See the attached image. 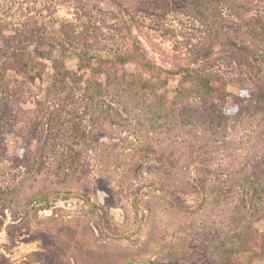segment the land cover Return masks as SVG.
Masks as SVG:
<instances>
[{
    "label": "rangeland",
    "instance_id": "1",
    "mask_svg": "<svg viewBox=\"0 0 264 264\" xmlns=\"http://www.w3.org/2000/svg\"><path fill=\"white\" fill-rule=\"evenodd\" d=\"M186 1L0 0V73L6 72L21 105L36 107L49 95L57 69L75 70L84 50L113 55L140 45L161 68L190 67L222 76L232 93L240 86L255 87L261 76L251 60L218 43L230 33L264 53V0H238L249 5L243 17L234 3L222 4L213 22L201 21ZM209 49V59H197ZM23 55L40 68L22 72ZM117 131L108 126L102 133L114 153L93 159L88 195V188L77 184L55 185L48 206L8 210L0 258L8 257L9 264H213L205 247L219 229V218L201 211L203 193L163 190L148 160L129 170L141 139ZM230 137L233 146L217 154V169L233 173L249 159L255 161L250 168L264 167V136L252 121L232 128ZM23 143L14 134L0 136V151L11 154ZM38 145L29 139L27 149ZM191 173L197 176L196 167ZM166 196L176 204L174 210ZM186 238L198 250L195 258L181 260L175 250Z\"/></svg>",
    "mask_w": 264,
    "mask_h": 264
},
{
    "label": "trees",
    "instance_id": "2",
    "mask_svg": "<svg viewBox=\"0 0 264 264\" xmlns=\"http://www.w3.org/2000/svg\"><path fill=\"white\" fill-rule=\"evenodd\" d=\"M228 2L241 17L249 8L238 0H187L185 5L201 21L213 22L214 12ZM218 44L251 60L261 76L255 87L232 93L222 76L161 68L140 45L113 55L84 50L75 70L57 69L49 95L36 107L21 105L6 72L0 73V136L14 134L24 142L11 154L0 151V231L8 210L48 206L55 185L77 184L88 188V195L93 159L113 156L112 144L102 139L111 126L116 134L127 131L141 139L129 170L148 160L163 190L203 193L201 211L219 218V229L205 247L211 263L264 264V167L250 168L252 159L233 173L215 166L217 154L233 146L232 128L250 120L264 136V53L230 33ZM212 53L196 57L207 60ZM22 60V72L32 74L41 66H31V56ZM29 139L39 141L36 150L27 149ZM164 201L175 209L170 197ZM188 241L176 247L181 260L196 257L197 246ZM0 264H9L8 257L1 255Z\"/></svg>",
    "mask_w": 264,
    "mask_h": 264
}]
</instances>
